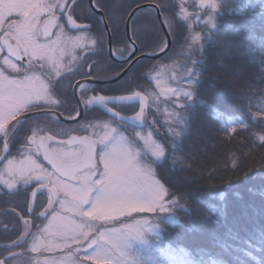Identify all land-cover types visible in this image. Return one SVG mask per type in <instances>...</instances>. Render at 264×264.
Returning a JSON list of instances; mask_svg holds the SVG:
<instances>
[{"label": "snow or ice", "instance_id": "6c2138e0", "mask_svg": "<svg viewBox=\"0 0 264 264\" xmlns=\"http://www.w3.org/2000/svg\"><path fill=\"white\" fill-rule=\"evenodd\" d=\"M233 4L234 0H176L175 4L155 0L153 11L158 18L161 13L175 8L174 12L164 16L168 34L175 38L178 28H183L186 33L181 52L190 61L183 65L182 81L187 87L164 88L157 77H152L159 94L156 91L130 89L125 95L110 96L101 95L88 83H81L73 92L74 97L79 95L76 116L69 115L68 119L76 120L92 109L101 108L109 114V122L103 125V135L96 131L100 124L85 120L79 122L78 128L69 131L61 129L58 134L67 136V139L49 145L48 142L54 141L57 133L48 135L47 129L26 113L47 109L42 113L43 117L49 122L59 123L54 109L65 106L67 101L61 97L71 86L62 84L65 79L62 60L70 54L69 44L75 51L76 47H88L87 43H83L88 41L93 48L102 51L106 41L100 36L91 35L92 25L77 23L73 18L75 0L72 5L67 0H0V51L6 49L8 53L0 61L4 66L0 67V193L16 196L22 190L18 185L22 184L26 190L33 182L38 184L40 190H48L47 206L38 215L37 210L42 205L34 202L28 204L29 213L35 219L47 220V223L42 228L35 225L36 231L33 232L34 221L25 220L24 231L9 246V249L27 246L28 251L37 255L28 257L27 252L9 250L8 257L0 259V264H65L54 257L40 258L44 252H53L57 248L67 250L74 257L69 264H173L177 250L161 243L159 229L162 224H175L176 211L185 208V205L172 195L161 169L171 162L170 171L177 170L178 164L181 165L179 171L184 170L181 158L183 140L190 131L197 104L194 97H197L207 68L205 53L215 45L220 22L226 10L227 14L232 12ZM94 7L101 6L95 4ZM190 8L192 11H189ZM65 17L67 26L74 33L86 35H69L65 31ZM193 17L202 25L198 32L192 26ZM97 22L103 23V17L93 21ZM112 22L109 17V23ZM132 36H136L135 29ZM137 42L128 45L132 59L138 50ZM107 43H110V39ZM156 47L160 52H165L168 44L165 41ZM249 51L254 53L257 49ZM259 51L264 55V47ZM119 52L122 53L123 49ZM152 55L155 56L156 52ZM13 57L19 63L13 61ZM123 72L114 73L108 82H120ZM125 83L130 85L131 80ZM160 95L176 105V110L168 113L172 117L168 144L155 141L151 130L159 123L155 116L160 112ZM173 96L177 98L174 101L171 99ZM137 103L139 110L133 116L121 114L123 106L129 104L134 109ZM80 105H83V111L79 110ZM214 112L215 118L224 115L217 110ZM262 116L264 107L258 108L251 119L256 121L257 117ZM121 126L131 128L132 135L122 131ZM248 127V123L242 119L227 117L221 130L228 137L227 142L231 143L234 134H239L238 128L246 130ZM90 129L91 135L72 134ZM22 132L23 137L20 135ZM92 136L97 138L93 139ZM18 139L21 148L17 151L25 155L27 163L25 160L17 161L11 152V145ZM250 139L252 143L246 152L231 154L232 167L239 171L245 161L256 158L259 150V175L264 178V124L259 133H251ZM41 151L44 160L51 165V171L32 158L33 155L38 158ZM256 175L253 173L254 178ZM247 176L248 173H245L244 178ZM36 195L37 190L34 189L33 198ZM234 195L240 198L239 192ZM220 197L223 206H211L210 217L218 219L225 214L227 201L223 192ZM69 210L73 217L79 218L78 221L69 224L61 220L62 212ZM140 213H157V216L148 218L134 215ZM152 237H155V241H151ZM246 243V248L234 250L255 261L257 257L254 251L260 248L251 241ZM221 247L227 250L230 245L222 244ZM179 252L186 254L182 248ZM21 256L25 257L23 261L19 259ZM179 264L218 262L202 252L198 261L180 259Z\"/></svg>", "mask_w": 264, "mask_h": 264}, {"label": "trees", "instance_id": "16d2710c", "mask_svg": "<svg viewBox=\"0 0 264 264\" xmlns=\"http://www.w3.org/2000/svg\"><path fill=\"white\" fill-rule=\"evenodd\" d=\"M73 2L74 0H69L67 3L72 5ZM165 2L175 4L176 0ZM146 3L155 5V0H93L94 5L101 6L95 8L104 17L110 33L112 52L118 58L127 56L130 51L124 30L128 13L134 7ZM89 9L87 0H75L73 18L77 23L92 25L91 35L100 36L106 41L102 24L93 23L99 19ZM174 11L175 8H170L161 13L164 24V16ZM109 17L112 18V23H109ZM133 29L136 30L135 37L132 36ZM166 29L169 33L167 27ZM176 31L175 38L168 34L170 46L157 60L140 59L120 78V82L92 87L107 95L127 94L130 89L152 92L154 90L150 78L155 72L152 71L153 68L157 70L161 66L177 63L179 70L183 72V65L190 63L186 54L181 52L186 33L183 28ZM71 32L74 33L72 30ZM129 35L132 41H138L135 55L152 54L154 51L157 53L159 50L156 45L165 42L155 12L148 7L139 9L132 15ZM215 40V45L205 53L207 68L197 97H194L197 104L191 118L190 131L183 140L181 158L184 170L179 171L181 165L178 164L177 170L170 171L171 162L161 169L172 195L185 205V208L176 211L175 224L161 225V243L177 250L176 253L186 261H198L203 252L218 264H264V178L259 175V150L256 158L245 161L239 171L232 167L230 158L233 153L239 155L241 151L246 152L252 143L251 133H259L264 124V116L257 117L256 121L251 119L258 108L264 107V55L259 51L264 47V0H234L232 12L227 14L226 10ZM120 49H123L122 53L119 52ZM249 49L257 51L253 53ZM72 65L75 68L67 73L71 79L68 85L76 78L108 80L126 66L109 59L106 44L102 51L93 46L88 47L70 67ZM85 73L90 75H83ZM127 80H131L130 85L125 83ZM67 92V104L72 106L70 87ZM72 110L73 108L70 114ZM214 110L223 113V117L215 118ZM227 117L242 119L249 125L246 130L238 128L239 134H234L235 138L231 143L227 142L228 137L221 130ZM155 118L159 123L151 129L153 138L161 144H168L169 136L164 133V126L157 114ZM65 127L66 131L71 129L70 126ZM84 133L90 135L89 131ZM63 137L55 135V138ZM245 173H248L246 179ZM253 173H257L255 178ZM221 192L227 201L225 214L218 219L210 217L211 206H223ZM236 192L240 193L239 199L234 195ZM0 197V216L13 219L9 224H0V228L3 227L5 233L16 235L21 229V223L12 210L14 196L2 194ZM33 230L36 231L35 224ZM11 240L1 242L8 243ZM248 241L260 248L259 251H254L257 257L255 261L234 250L246 248ZM222 244L230 247L225 250L221 247ZM181 248L185 250V255L179 252Z\"/></svg>", "mask_w": 264, "mask_h": 264}, {"label": "flooded vegetation", "instance_id": "af4514ba", "mask_svg": "<svg viewBox=\"0 0 264 264\" xmlns=\"http://www.w3.org/2000/svg\"><path fill=\"white\" fill-rule=\"evenodd\" d=\"M1 52H2V57L6 56V54L3 51H1ZM0 59H1V57H0ZM13 61H15V59H13ZM15 62L19 63V61H15ZM64 64H63V61H62V65H64ZM65 65H66V67H68L67 63ZM0 67H2L1 63H0ZM73 67L74 66L72 65L71 67L69 66V68H66L65 70H62L63 74L65 75V79L62 81L63 85H68V82L71 81V79L67 76V73L70 70H72ZM13 75H15V74L13 73ZM85 79H89V78H85ZM81 80H84V78H76L75 80H72V82L70 84L71 85L70 86V94H71L72 102H73L72 106L66 103L65 106L58 107V108L54 109V111L58 112L62 116V118L64 120H70V119H68V116H69V114H70L69 112L71 111L72 108H73V110H72L70 115L73 116V117L76 116L77 99L79 100V95L77 94V99H76L73 96L72 89H73L74 84L76 82H78V81H81ZM89 85L90 86H94L93 84H89ZM67 90H68V87L66 88V95H63L61 97L62 100L66 101L67 94H68ZM62 91H64V90L62 89ZM97 92H99L101 95H107V94H104L103 92H101L99 90H97ZM88 94L92 95V94H95V93H88ZM123 95H125V94H123ZM110 96H112V95H110ZM81 106H82V110H83V105H81ZM138 110H139V105L138 104H136L134 109L132 107H130L129 104H126L125 106H123L121 108V114L130 117V116L134 115L135 112L138 111ZM43 111H48V110L47 109H42L40 111L32 110L29 113H32V112H43ZM30 117L35 118L36 120H38L41 123V125L44 126L47 129V134L48 135H53V133H57L58 134L61 129L64 130L66 128L65 126H70L71 129L78 128V124H79L80 121H85L86 120V121H91L93 124H100L101 125L100 128H102L105 123L109 122V114L105 113L104 110L101 109V108L92 109L86 116H81L76 122L71 123V124H66V123H63L61 121H59V123H56L55 121L49 122L48 120H46L43 117L42 114H37V115L30 116ZM136 127H137V129L140 128L139 122H137ZM121 130L126 132L129 136L132 135V129L131 128H127L126 126H121ZM72 134L73 135H86L83 130L72 132ZM20 135H21V137H23L24 133L22 132ZM91 138H93V137H91ZM65 139H67V136H64L63 138H55V136H54V141H50V142H48V144L51 145L54 142L58 143L61 140H65ZM0 147H2V144H0ZM20 148H21V141L19 139L17 140V142L15 144L11 145V152H12L13 155L16 156V158L18 156H20L21 152L17 151ZM8 158H11V157H8ZM32 158L33 159H37L38 163H41L44 167H46L49 171H51V169L48 168V165L43 163L42 160L39 157L37 158L35 155H33ZM5 162H6V160H5ZM37 186H38V184L33 182V183L30 184V186H27L26 190H25V186H23L22 184L18 185V187H20L22 190H21L19 195H16V196L13 197L14 206L12 207V210L16 214L17 218L20 220L21 229H20V231L18 233L16 232V235H15L14 233H11V232L5 233L3 227L0 228L1 231L3 230L2 232H0V259L8 257L9 250H11L12 252H16V253L27 252L28 257H34V256L37 255L36 253H32V252L28 251L27 246L16 247V248L9 249V246H10L11 242L13 240H18L20 235H21V233L24 231V229H22V228H24V221L25 220H33L35 225L41 224L40 227H42L44 225V223H46V221H47V220L41 221V220L35 219L29 213L28 204L31 202L32 192ZM1 195H2V193H0V196ZM47 196H48V190L47 189H43V190L37 191L36 197L33 198L32 202L39 203V204L42 205L37 210V215H38V213L40 211L44 210V207L47 206ZM0 199H1V197H0ZM57 207H58V205H57ZM12 221H13V219L10 218V217H6L4 215L0 216V224H9ZM31 231L35 232V230H33V227L31 228ZM6 239H9V240L12 239V240L10 242H8V243L1 242V241L6 240ZM19 259L21 261H23L25 259V257L21 256Z\"/></svg>", "mask_w": 264, "mask_h": 264}, {"label": "rangeland", "instance_id": "374dc122", "mask_svg": "<svg viewBox=\"0 0 264 264\" xmlns=\"http://www.w3.org/2000/svg\"><path fill=\"white\" fill-rule=\"evenodd\" d=\"M68 1L69 0H67V2ZM189 11H192V9L190 8ZM63 22L66 25L65 31L66 32L70 31L69 32V35H86V34L72 33L71 32V29H70V26H67L66 17L64 18V21ZM192 26L194 28L195 27L196 28H201L202 27L201 23H197L195 21V17H193V25ZM195 31H196V29H195ZM83 43H87L88 44V47H91L90 42L83 41ZM88 47H85L83 49L81 47H76L75 48V51H72L71 44H69V53L70 54L69 55H66L63 58V60H62L63 61V64L64 63L65 64L66 63L68 64V67H66V65L64 64L63 67H62V70H65L66 68H69V66L71 64H74V62H77V60L79 59V57L81 56V54L83 52H85L86 49H88ZM0 57H1L0 61H2L3 57H2V52L1 51H0ZM2 67H3V64H2ZM182 74H183V72L179 70V67L177 66V63H170V64H168L166 66L159 67L157 70H155V72L153 73V75L150 78L151 79V82H152L153 90L156 91L157 94H159V90L156 88L155 81L152 79V77H157L161 81V86L164 87V88H175V87H178V86L187 87L186 85H183ZM174 76L177 77L176 80L173 79ZM171 99L174 101L177 98L173 96ZM159 107H160V112L157 115L159 116L160 121L162 122V124L164 126V131H165L164 133L169 136V125L171 124L172 117L169 116L168 113H171L174 110H176V105L174 103H171L169 101H166L165 97L163 95H160L159 96ZM165 121H167V123ZM137 130H139V129H137ZM145 130L147 131V129H145ZM64 131H66V129ZM96 131L99 133V135H103L105 129H104V127H102V128H98ZM89 134L91 135V129L89 130ZM92 137H93V139H96L97 138L96 136H92ZM16 160L17 161H21V160H25L26 161V157H25L24 154L20 153V156H18L16 158ZM26 163H27V161H26ZM134 215L145 216V217H148V218H155L157 216V213H140V214H134ZM61 220L62 221H66L69 224H71L74 220L75 221H78L79 218L78 217H73L72 212L69 210L67 212H62V214H61ZM46 223H47V221H46ZM46 223H44V224H46ZM97 223H100V222H97ZM22 229H24V228H22ZM151 241H155V237H152L151 238ZM73 247H75V245H73ZM44 257H50V258H53L54 257V258H57L59 260H63L65 262V264H69V262L72 259H74V257H72V256H70L68 254V251L67 250L61 249V248H57L53 252H44L40 258L43 259ZM180 259H182V258L180 257L179 254L176 253L175 254V259L173 260V264H179V260Z\"/></svg>", "mask_w": 264, "mask_h": 264}, {"label": "water", "instance_id": "95a60500", "mask_svg": "<svg viewBox=\"0 0 264 264\" xmlns=\"http://www.w3.org/2000/svg\"><path fill=\"white\" fill-rule=\"evenodd\" d=\"M87 4L89 6V8L91 9V11L96 15V17L98 19H100L101 17H103L102 13L97 10L95 7H94V4H93V0H87ZM145 7H148V8H151V9H154L155 5L154 4H151V3H146V4H141V5H138L136 7H134L127 15L126 17V20H125V23H124V30H125V36H126V40L128 42V44H130L131 42H133L130 38V35H129V22H130V19L132 17V15L139 9H142V8H145ZM155 16H156V19L159 23V26L161 28V31L164 35V39L165 41L167 42L168 44V48L170 46V38H169V35H168V32H167V29H166V26L161 18V14L159 15V18L157 16V13L155 12ZM102 24V27L105 31V34H106V53H107V56L109 57V59L117 64H126V66L124 67V72L122 74V76L130 69V67L138 60L140 59H147V60H157L159 57H161L162 55H164L166 53V51L168 50L165 49V52H160L158 51L156 53L155 56H153L152 54H140V55H135V58L132 59L129 57V54L125 57V58H118L117 56L114 55V53L112 52V49H111V44L110 43H107V41H109L110 39V33H109V30L107 28V25L105 23V20H104V17H103V23ZM3 52L7 55V50L4 49ZM136 54V52H135ZM12 59H15V57H13ZM129 59H131V63H129ZM121 76V77H122ZM109 80V79H108ZM108 80H92V79H84V80H81V81H78L74 84L73 86V89H72V92H74L78 85L81 84V83H88V84H93V85H108V84H111L110 82H108ZM75 98L77 99V95L75 96ZM78 101V99H77ZM138 104V103H137ZM139 105V104H138ZM79 110L80 111H83L82 110V106L80 105L79 106ZM44 112V111H43ZM43 112H32V113H27L26 115H28L29 117L30 116H33V115H37V114H42ZM55 112V111H54ZM106 113V112H105ZM56 116L58 117L59 121L63 122V123H66V124H71V123H74L76 122L80 117H77L76 120H64L62 118V116L58 113V112H55ZM133 116V115H132ZM131 117V116H130ZM14 123V121H13ZM83 136V135H81ZM66 140V139H65ZM39 158L42 160L43 163H45L46 165H48V168L51 169V165L48 163V161L44 160L43 158V154H42V151H41V155L39 156ZM52 170V169H51ZM47 189V188H45ZM35 190L39 191V186H37L35 188ZM33 200V196H32V199H31V202Z\"/></svg>", "mask_w": 264, "mask_h": 264}]
</instances>
